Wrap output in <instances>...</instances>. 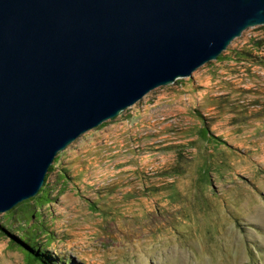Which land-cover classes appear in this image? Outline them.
I'll return each mask as SVG.
<instances>
[{
  "label": "rangeland",
  "instance_id": "1",
  "mask_svg": "<svg viewBox=\"0 0 264 264\" xmlns=\"http://www.w3.org/2000/svg\"><path fill=\"white\" fill-rule=\"evenodd\" d=\"M219 58L59 152L0 214V264L22 234L70 264H264V26Z\"/></svg>",
  "mask_w": 264,
  "mask_h": 264
},
{
  "label": "water",
  "instance_id": "2",
  "mask_svg": "<svg viewBox=\"0 0 264 264\" xmlns=\"http://www.w3.org/2000/svg\"><path fill=\"white\" fill-rule=\"evenodd\" d=\"M264 26V0H0V214L57 154Z\"/></svg>",
  "mask_w": 264,
  "mask_h": 264
},
{
  "label": "trees",
  "instance_id": "3",
  "mask_svg": "<svg viewBox=\"0 0 264 264\" xmlns=\"http://www.w3.org/2000/svg\"><path fill=\"white\" fill-rule=\"evenodd\" d=\"M57 161H58V158L56 157L54 159V162L48 169V172H47L48 174H50L53 171L54 169L53 165H55ZM48 174L45 176V181L48 178ZM45 187L46 185L42 186L38 194L34 198H31L24 202L28 203V202H31L33 199L44 201L45 197L41 194L44 191H47ZM8 244L10 245V247L19 250L23 254L24 258L26 259V263L28 264H70L66 260L58 257L57 255H52L50 252H48L47 249L41 247V245L36 243L34 239L32 238V236H28L27 234H22L18 238L11 237V241H9Z\"/></svg>",
  "mask_w": 264,
  "mask_h": 264
}]
</instances>
